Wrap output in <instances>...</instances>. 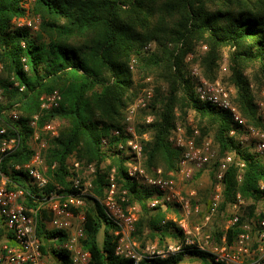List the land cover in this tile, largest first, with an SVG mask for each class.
Instances as JSON below:
<instances>
[{
  "label": "trees",
  "instance_id": "16d2710c",
  "mask_svg": "<svg viewBox=\"0 0 264 264\" xmlns=\"http://www.w3.org/2000/svg\"><path fill=\"white\" fill-rule=\"evenodd\" d=\"M26 1L0 0V59L6 67L5 75L0 78V90L5 97L0 103V118L11 123L9 114L3 112L19 103L21 136L19 148L4 159L0 171L26 190L23 203L27 209L37 205L29 194L41 197L43 192L71 191L72 158L95 163L93 191L99 197L104 195L110 173L115 169L119 189H126L130 202L141 205V216L135 225L136 239L141 240L148 231L153 239L158 237L164 241L170 237L182 244L180 252L144 256L139 264H181L187 255L216 264L209 252L185 243V233L177 221L168 218L166 209L150 207L154 188L128 177L125 168L128 157L116 149L124 138L113 137L106 149L102 139L124 126L126 109L136 95L130 62L137 57V73L142 77L153 75L163 84L156 88L153 102L147 108L152 121L147 123L146 116L137 125L141 136L146 133L150 137L144 140V166L148 172L156 175V170L162 168L165 177L178 172L181 150L169 138L178 119L186 120L189 110L197 114L196 127L203 138L209 137L211 130L215 132L222 156L233 153L245 162L242 182L237 179L236 162L226 171L220 211L233 204L240 193L250 202L240 210L248 215H242L237 225L213 233L214 241L221 242L226 236L228 244L233 243L242 230V223L248 216H255L257 202L263 198L258 184L264 179V155L256 153L252 146L243 145L239 140L240 131L229 135L231 129L239 126L229 111L197 98L187 57L201 44L206 45L200 65L205 77L215 81L223 49L229 48V80L236 89L234 104L248 124L261 125L258 91L252 82L259 91L264 86V0H34L31 9L25 6ZM29 10L41 16L38 30L19 27L15 22L27 16ZM151 42L156 48L144 50ZM23 57L28 71L23 68ZM249 70L254 71L251 76ZM11 75L26 85L23 94L8 89ZM163 86L166 92H162ZM55 89L60 91L62 100L39 121L40 128L46 123L61 122L58 136L41 134L47 141L45 156L50 166V181L41 192L32 186L26 172L14 170L13 165L30 161L33 154L30 118L40 109V97ZM9 132L14 133L11 129ZM211 168L215 183L217 164ZM84 207L83 245L91 253L88 264H137L133 258L117 254L120 232L116 233V224L108 218L99 200L87 199ZM51 219L46 211L38 216L41 249L61 264H73L70 252L64 247L67 234L48 228L46 223ZM102 230L104 239L100 243ZM5 233L0 220V242Z\"/></svg>",
  "mask_w": 264,
  "mask_h": 264
},
{
  "label": "built area",
  "instance_id": "2783aa9c",
  "mask_svg": "<svg viewBox=\"0 0 264 264\" xmlns=\"http://www.w3.org/2000/svg\"><path fill=\"white\" fill-rule=\"evenodd\" d=\"M29 14V13H28ZM17 26L38 30L41 23L40 15H27L16 21ZM25 47V42H22ZM152 44L145 46V50H150ZM25 71L29 70L27 60L22 58ZM136 66V59L130 62L131 70ZM5 63L0 59V78L5 75ZM194 82L196 96L202 102L210 103L218 109L227 110L231 113L233 120L238 124V128L230 130L229 135L233 136L237 130L241 132L239 140L243 145L252 146L253 150L264 155V102L258 103V116L261 125H250L242 116L234 104V90L223 83L221 79L210 81L202 73L199 67L195 66L191 72ZM150 82L151 78H147ZM9 90H18L24 93L26 85L18 80L15 75L9 78ZM154 91L152 87H145L143 92L126 109L124 126L113 130L109 137H103L102 146L109 148L113 137L124 138L116 146L117 150L128 157L125 163L126 173L129 178L148 185L156 190L152 207L162 206L167 209L172 203L182 210V217L177 221L186 236L185 243L194 244L200 250L210 253V257L216 264H264V208L257 210L255 216H248L242 223V230L237 234L233 243L228 244L226 236L221 238V242L214 241L213 231L206 230V226L212 223L214 216L225 211H220L223 201V180L228 168L236 162L239 167L237 179L242 182L244 177L245 162L237 159L235 154L227 153L219 157L213 140L209 137L203 138L200 129L192 125L189 133L187 128L179 123L170 135L169 141L175 148L181 150L179 160V170L171 173L169 177L162 174V170L157 169L156 175H150L144 166L145 141L149 140L148 134L142 136L137 131V117L140 111L146 110L153 99ZM4 95L0 90V103L4 101ZM62 100V95L58 89L45 93L40 97V109L33 114L29 121V126L33 129L30 137V144L33 154L29 162L13 165L14 170L24 171L29 175L32 186L43 192L50 181L48 172L50 166L46 162L47 141L42 137V132L49 136H58L59 130L56 123H46L42 128L39 121L42 115L50 109L57 107ZM19 103H15L9 110L3 113L9 114L11 123L0 118V164L4 159L15 153L21 144V136L18 133L20 124ZM152 118H146L149 123ZM9 129L14 133H10ZM72 176L70 192L60 193L53 191L42 193L41 197L30 195L37 205L27 209L23 203L26 197V190L20 187L15 181L8 178L0 171V220L11 235L4 242H0V264H50L49 258L43 253L42 242L37 234L38 216L42 211L51 214L52 228L63 230L67 234V241L64 245L70 252L73 264H88L91 253L84 245L86 215L82 210L87 199L96 198L99 200L108 218L114 222L120 232V239L117 245V254L127 258H133L139 264L142 257L137 250V243L132 238L135 225L138 220L137 204L130 202L126 189H119L115 181V169L109 176V184L105 188L104 195L99 197L93 191V178L96 174L95 163H84L75 158L70 160ZM217 164L215 171L214 193L211 198L208 212L206 213L203 225H197L192 232L190 228V218L194 212H200L198 204L192 206L190 200L181 194L178 178L190 181L196 173ZM56 164L51 168H55ZM10 184L13 186L10 187ZM61 187V186H59ZM62 188V187H61ZM258 188L263 198L257 202V206L264 207V179L260 180ZM195 192L191 193L194 195ZM245 200L237 194V200L228 206L232 210L227 221V228L237 225L241 216L248 215L241 212L245 205ZM72 208L78 209L75 212ZM192 235V236H191ZM10 241L14 243H9ZM182 244L172 246L166 252L156 253L166 256L168 253L180 252ZM154 255V254H152ZM151 256V255H146Z\"/></svg>",
  "mask_w": 264,
  "mask_h": 264
},
{
  "label": "rangeland",
  "instance_id": "374dc122",
  "mask_svg": "<svg viewBox=\"0 0 264 264\" xmlns=\"http://www.w3.org/2000/svg\"><path fill=\"white\" fill-rule=\"evenodd\" d=\"M32 5H34V0H27L25 3V6L28 9H31ZM29 11L30 12L28 15H31V16L37 15V13L35 14L31 10H29ZM151 44H152V47L150 50H154L156 48V44H154L152 42H151ZM150 50H147V51H150ZM206 51H207V46L201 44L200 46L197 47V49L194 53H191L187 57V68H188V72L190 75H191V72L195 66L199 67L200 70L202 71V68L200 65V60H201L202 55H204ZM229 51H230L229 48L223 49L222 59L220 61V69H219L218 78L221 79L225 85H227L229 88L234 90V92L236 93L235 87L231 84V82L229 80L230 79ZM135 59H136V66H135V69L133 70V72H134V79H135L136 95L134 96L133 99L135 100L143 92V89L145 87H152L153 88V91H154L153 99H154L155 94H156V88L158 86L160 87L163 84L161 82L158 83L156 78L153 75L147 76V77H142L141 75H139L136 71L137 70V64H138V58L135 57ZM202 73H203V71H202ZM253 73H254V71H252V70L248 71V74L250 76ZM149 77L151 78L150 82L147 80V78H149ZM252 87L254 89H257V91H258V103L264 102V86L259 91L257 88V84L252 82ZM166 91H167L166 86H163L162 92H166ZM235 93H234V95H235ZM153 99L151 100V102L147 108H149L151 106ZM148 110L149 109L142 110L139 112L138 117H137V124L139 123V121L140 122L143 121V119L146 116L147 117L150 116L152 118V114L147 113V112H150ZM177 123L185 126L189 132V129H191L192 125L196 126L199 124V119H198L197 114L193 110H189L187 119L182 120L181 118H179ZM56 125H57V128L59 130V128L61 126V122L60 121L56 122ZM208 135H209V138H211L213 140L214 146H215L218 154H220L222 156V154L220 153V147H219L218 143L215 141V137H214L215 132L213 130H211ZM148 136H149V134H148ZM263 161H264V158H263ZM108 163H109V161L107 162V164ZM160 169L162 170V168H160ZM211 169H212L211 167L205 168L198 176L196 175L190 181L178 178V183H179L178 185H179V189L181 190V194L190 200L192 206L198 204L200 207V212H194L190 218V221H189L190 228H191L192 232L194 231L195 226L204 224V222H205L204 217H205L206 213L208 212L209 205L211 202V198H212L213 193H214V179L211 176ZM156 172H157V170H156ZM148 173L150 175H153V173H150V172H148ZM193 192H195L194 195L191 194ZM238 194H240V193H238ZM152 201L150 202L151 208H152V205H151ZM245 202L248 204L250 203L249 201L247 202L246 200H245ZM131 203L137 204V206L139 207V210H138V219H139L141 216V212H142L141 205L138 203H134V202H131ZM262 208H264V207L261 206L258 209L262 210ZM82 210L84 211L85 207H83ZM166 210H167V216L169 219H173L174 221H178L182 217L181 208L175 204H172V203L168 204V207ZM231 213H232L231 208L230 209L227 208L225 210L224 215H221V213H219L218 215L214 216L212 223H210L208 226H206L205 229L209 230V231H213V232L225 231L227 229V221L229 219V215L231 216ZM48 228H51V227H48ZM51 229H53V228H51ZM135 231H136V227L132 233V238L136 241V243H137L136 248L138 250V253L142 257H144L146 255L156 254L159 252H166L172 246L177 244V240L172 239L170 237H166L164 239V241H161L158 237L153 239L151 236L148 235V231L144 232V235H143L141 240H138V239H136V237L134 235ZM103 239H104V231L102 230L99 234L100 243L103 242ZM143 241H144V243H143ZM48 258H49L50 264H59V262L56 259H54L53 257H48ZM208 262H209V259L197 258V257H192L191 255H187V256H185V259L183 260V262L181 264H207Z\"/></svg>",
  "mask_w": 264,
  "mask_h": 264
},
{
  "label": "crops",
  "instance_id": "0c3cea01",
  "mask_svg": "<svg viewBox=\"0 0 264 264\" xmlns=\"http://www.w3.org/2000/svg\"><path fill=\"white\" fill-rule=\"evenodd\" d=\"M47 227H53L52 226V224H51V220L50 221H47ZM4 225V224H3ZM50 228V229H51ZM4 230H6V233L2 236V238H1V242H4V241H6L7 239H8V237L11 235V232H9L6 228H5V226H4ZM9 243H14V242H12V241H10ZM60 264V263H59Z\"/></svg>",
  "mask_w": 264,
  "mask_h": 264
}]
</instances>
